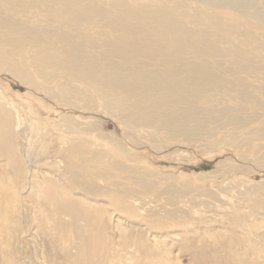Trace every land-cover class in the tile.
I'll return each instance as SVG.
<instances>
[{"label": "rangeland", "instance_id": "rangeland-1", "mask_svg": "<svg viewBox=\"0 0 264 264\" xmlns=\"http://www.w3.org/2000/svg\"><path fill=\"white\" fill-rule=\"evenodd\" d=\"M10 1L19 0L1 9ZM132 1L133 10L160 2L155 13L234 42L243 44L237 30L264 42V0L235 10ZM86 30L67 40L53 32L49 51L0 46V264H264L262 67L198 80L201 123L176 122L170 99L130 124L104 108L98 91L117 58L83 46L94 36Z\"/></svg>", "mask_w": 264, "mask_h": 264}, {"label": "bare ground", "instance_id": "bare-ground-1", "mask_svg": "<svg viewBox=\"0 0 264 264\" xmlns=\"http://www.w3.org/2000/svg\"><path fill=\"white\" fill-rule=\"evenodd\" d=\"M83 1L19 0L6 2L5 8L0 7V14L10 15L12 23L8 20L7 24L0 22V46L12 47L20 43L24 44V47H27L25 45L39 46L49 51L55 40L52 36L56 37L52 35L53 32L61 34L67 40L70 34L75 32L74 29L79 34L84 29L93 31L94 36L88 34V37L80 39V43L91 50L105 47L112 58H117V62L113 64L118 72L109 77L103 91H98V94L104 96V108L110 111H120L116 115L120 121L125 120L130 124L139 122L147 115H152V108L160 106L162 100L170 102L172 100L171 103H178L173 105V108L171 107L174 111L170 114L176 122L179 121L185 125L194 124V122L201 123L202 118L199 112L197 115L195 106L200 100L198 97L200 86L204 83L207 85L206 82L211 74L217 78V83L218 80L222 82L219 74H231L232 77L237 69L249 72L250 68H257L256 65H260L258 67L264 70V60L257 61L258 57L252 58L253 55H260V51L264 52V42L250 38L246 32L240 33L237 30L238 33H235L236 37L243 34V44H241L237 42L238 40L236 43L230 39L229 34L217 31L219 28L213 32V30H204V26H195L194 23L191 27L186 26V23L182 24L178 18L174 19L169 15L155 13L154 10L160 5L157 0L155 1L159 2V5L153 4L145 8V4L144 9H141L140 4L139 10H133L132 0H85L87 7L81 4ZM146 1L152 2L151 0ZM184 1L211 5L213 9H215L214 6H227L235 10L241 8L240 4H242L240 0ZM196 14L201 16V10L197 9ZM203 16L211 17L212 20L214 17L209 11ZM256 17L263 22L258 15ZM16 20L18 23H14ZM224 28L223 30L227 29ZM130 34H134L135 37ZM17 73L23 76L22 72ZM250 78L259 79L256 75ZM228 79L235 87L237 82L242 85L240 80L233 81L230 76ZM198 80H201V85L197 82ZM262 88L264 85L256 87V89ZM184 93L195 95L190 101L184 98L183 100L186 101L184 102L180 97ZM117 94L121 97H116ZM83 95L86 93L81 96ZM115 97L114 100L109 99ZM88 111L92 114L97 113L94 110ZM81 112H84L83 109ZM63 208L69 209V205L64 204ZM79 250L81 251L79 259H84L85 253L82 246H79Z\"/></svg>", "mask_w": 264, "mask_h": 264}]
</instances>
